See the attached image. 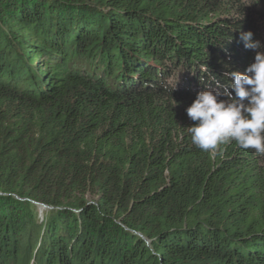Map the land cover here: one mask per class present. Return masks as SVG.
<instances>
[{"label": "trees", "instance_id": "1", "mask_svg": "<svg viewBox=\"0 0 264 264\" xmlns=\"http://www.w3.org/2000/svg\"><path fill=\"white\" fill-rule=\"evenodd\" d=\"M246 31L264 0H0V264H264V153L185 111Z\"/></svg>", "mask_w": 264, "mask_h": 264}, {"label": "clouds", "instance_id": "2", "mask_svg": "<svg viewBox=\"0 0 264 264\" xmlns=\"http://www.w3.org/2000/svg\"><path fill=\"white\" fill-rule=\"evenodd\" d=\"M240 40L254 52L252 62L243 72L225 73L230 77L225 84L212 75L217 90L197 92L185 109L194 122L188 127L191 142L202 151L215 152L221 145L235 142L242 149L264 153V45L253 39L251 31L241 32Z\"/></svg>", "mask_w": 264, "mask_h": 264}, {"label": "rangeland", "instance_id": "3", "mask_svg": "<svg viewBox=\"0 0 264 264\" xmlns=\"http://www.w3.org/2000/svg\"><path fill=\"white\" fill-rule=\"evenodd\" d=\"M41 60V59H40Z\"/></svg>", "mask_w": 264, "mask_h": 264}]
</instances>
